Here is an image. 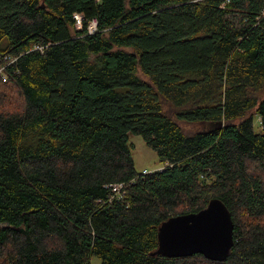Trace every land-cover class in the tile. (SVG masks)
Instances as JSON below:
<instances>
[{"label": "trees", "instance_id": "obj_1", "mask_svg": "<svg viewBox=\"0 0 264 264\" xmlns=\"http://www.w3.org/2000/svg\"><path fill=\"white\" fill-rule=\"evenodd\" d=\"M222 2L0 0V264H264V0ZM213 199L225 260L151 255Z\"/></svg>", "mask_w": 264, "mask_h": 264}, {"label": "water", "instance_id": "obj_2", "mask_svg": "<svg viewBox=\"0 0 264 264\" xmlns=\"http://www.w3.org/2000/svg\"><path fill=\"white\" fill-rule=\"evenodd\" d=\"M233 222L227 207L218 199L211 200L197 213L169 218L157 232V249L152 256L183 258L202 255L221 262L234 245Z\"/></svg>", "mask_w": 264, "mask_h": 264}, {"label": "built area", "instance_id": "obj_3", "mask_svg": "<svg viewBox=\"0 0 264 264\" xmlns=\"http://www.w3.org/2000/svg\"><path fill=\"white\" fill-rule=\"evenodd\" d=\"M221 1H223L221 3V8H223L224 6H226L230 2V0H221ZM260 17H264V8L260 12ZM73 18L76 21L77 28H80L81 27L82 18L79 15H77V14H75L73 16ZM86 30H87L88 34H93V33L96 32V30H97V22H96L95 19H92V20H90L88 22ZM35 49L41 50L40 47H36ZM19 56H21V54ZM17 59H18L17 56H12V55H9V54H0V82H4V81L7 80V78H8L7 77V69L12 64H14L17 61ZM160 170H157V171H160ZM155 172L156 171H150V172L143 171L142 173H139V174L142 175V176H146V175H151V174H153ZM109 187H111V190L113 192V196L117 197L118 199H120V193H121L122 189L124 188L123 184L109 185Z\"/></svg>", "mask_w": 264, "mask_h": 264}, {"label": "rangeland", "instance_id": "obj_4", "mask_svg": "<svg viewBox=\"0 0 264 264\" xmlns=\"http://www.w3.org/2000/svg\"><path fill=\"white\" fill-rule=\"evenodd\" d=\"M129 143L133 145L132 157L135 170L138 173H142L143 171H157L162 168L155 152L147 148L139 136L130 135ZM92 264H100V261L93 258Z\"/></svg>", "mask_w": 264, "mask_h": 264}]
</instances>
